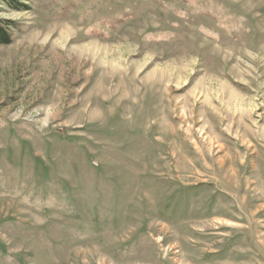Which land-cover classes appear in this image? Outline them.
Returning a JSON list of instances; mask_svg holds the SVG:
<instances>
[{"label":"rangeland","instance_id":"374dc122","mask_svg":"<svg viewBox=\"0 0 264 264\" xmlns=\"http://www.w3.org/2000/svg\"><path fill=\"white\" fill-rule=\"evenodd\" d=\"M0 21V264H264V0Z\"/></svg>","mask_w":264,"mask_h":264},{"label":"trees","instance_id":"16d2710c","mask_svg":"<svg viewBox=\"0 0 264 264\" xmlns=\"http://www.w3.org/2000/svg\"><path fill=\"white\" fill-rule=\"evenodd\" d=\"M16 4V3H14ZM13 6V3H11ZM20 7V6H19ZM23 8V6L21 5ZM16 30L14 24L10 21H0V44H10L12 33Z\"/></svg>","mask_w":264,"mask_h":264}]
</instances>
